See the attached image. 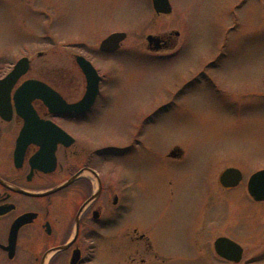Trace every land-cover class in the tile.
<instances>
[{
	"label": "rangeland",
	"instance_id": "374dc122",
	"mask_svg": "<svg viewBox=\"0 0 264 264\" xmlns=\"http://www.w3.org/2000/svg\"><path fill=\"white\" fill-rule=\"evenodd\" d=\"M168 2L171 12L155 14L150 0H0V44L8 49L30 37L34 47L49 43L50 64L58 66L59 32L66 40L89 44L108 32H126L120 52L113 54L119 68L107 71V89L114 93L108 100L113 101L108 110L94 114L99 137L122 147L139 112L172 100L167 97L172 91L184 93L176 98V107L156 115V125L148 128L142 143L126 152L125 159H139L138 169L123 167L118 163L123 155H113V168L121 177L128 175L133 186L136 223L146 229L160 220L172 235L147 232L156 246L172 239L179 261L192 255L182 247L197 223L221 216L220 229L243 248L241 262L264 264V204L252 203L244 185L250 173L264 167V0ZM43 29L48 37L41 41ZM153 34L177 39V57L157 63L158 57L143 50L145 37ZM98 63L106 72V63ZM188 65H199L195 70L205 66V75L222 83L220 93L204 83L185 82L191 77ZM173 144L182 148L183 159H165ZM230 165L241 169L242 184L223 191L217 177Z\"/></svg>",
	"mask_w": 264,
	"mask_h": 264
},
{
	"label": "flooded vegetation",
	"instance_id": "af4514ba",
	"mask_svg": "<svg viewBox=\"0 0 264 264\" xmlns=\"http://www.w3.org/2000/svg\"><path fill=\"white\" fill-rule=\"evenodd\" d=\"M41 31L39 38L43 41L48 32ZM119 32L124 34L122 39L104 44L111 34ZM125 33L108 32L95 39L96 44H89L66 40L59 32L58 66L50 64L49 43L34 47V38L30 37L27 43H16L8 49L0 44V264H251L241 262L240 243L220 229L224 222L221 216L216 222L208 219L207 224L197 223L182 247L192 255L179 261L172 239L156 246L147 232L158 229L162 237L172 235L160 220L144 225L146 229L136 223L139 218L133 210V186L128 175L121 177L113 168V155H123L118 162L123 167L138 169L139 159L130 160V155L125 159L126 152L142 143L148 128L155 127L156 115L165 111L163 108L176 107V98L184 93L170 92L167 97L172 96V100L153 104L149 115L139 112L137 119L130 121L133 132L122 147L99 137L93 118L95 112L108 110L113 101L108 100L114 93L107 89L108 83L111 85L107 71L118 67L113 54L120 52ZM173 34L179 36L177 31ZM151 36V44L145 37L143 50L158 57L157 63L177 57V39L168 34ZM168 51L170 55H162ZM98 61L106 63V72ZM13 69H18V77L2 82ZM195 69L187 66L191 77L185 82L204 83L220 93L222 83L206 76L205 66ZM218 100L223 97L218 96ZM110 132L106 135L113 136ZM183 157L182 148L174 144L165 152V159L178 161ZM227 168L240 171L241 179L234 186L225 187L219 181L220 173ZM263 170H254L244 181L246 196L258 205L264 204V199L256 200L248 194V178ZM131 178L136 182L137 178ZM242 179L241 169L232 165L217 177L223 191L235 190ZM207 197L206 202L209 194ZM219 237L241 247L236 262L216 254L214 242Z\"/></svg>",
	"mask_w": 264,
	"mask_h": 264
},
{
	"label": "water",
	"instance_id": "95a60500",
	"mask_svg": "<svg viewBox=\"0 0 264 264\" xmlns=\"http://www.w3.org/2000/svg\"><path fill=\"white\" fill-rule=\"evenodd\" d=\"M152 2L155 12L157 13L170 12V8L167 3V0H152ZM123 35L124 34L122 33L111 34L106 39L104 44L108 45L109 43L112 42L114 43L122 39ZM146 39L148 40V43L151 44L154 37L149 35L146 37ZM104 44L102 46H104ZM155 47H157L156 42H155ZM84 69H88V67H85ZM16 77H18V69H13L11 73L4 80H2V82H12L16 79ZM86 103L87 101L83 102V104ZM240 179H241L240 172L237 169H233V168H228L224 170L219 176V181L225 187L236 185ZM247 191L249 195L256 200L264 199V171L256 173L249 179ZM215 251L218 255L233 261H237L241 254V250L239 246L225 237L218 238L215 241Z\"/></svg>",
	"mask_w": 264,
	"mask_h": 264
},
{
	"label": "bare ground",
	"instance_id": "6f19581e",
	"mask_svg": "<svg viewBox=\"0 0 264 264\" xmlns=\"http://www.w3.org/2000/svg\"><path fill=\"white\" fill-rule=\"evenodd\" d=\"M126 67H127V69H128V71H130L129 69L131 68L128 64L126 65Z\"/></svg>",
	"mask_w": 264,
	"mask_h": 264
}]
</instances>
